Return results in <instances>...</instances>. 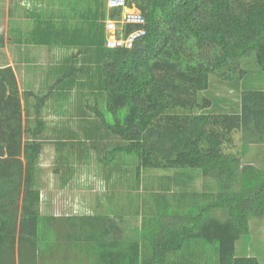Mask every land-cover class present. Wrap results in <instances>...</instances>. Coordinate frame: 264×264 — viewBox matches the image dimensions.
Segmentation results:
<instances>
[{
  "label": "trees",
  "instance_id": "1",
  "mask_svg": "<svg viewBox=\"0 0 264 264\" xmlns=\"http://www.w3.org/2000/svg\"><path fill=\"white\" fill-rule=\"evenodd\" d=\"M23 1L32 6L24 13L34 17L27 44L77 51L59 74L52 73L58 77L48 93H29L35 102L24 106L14 70L0 68V264L71 259L68 245L66 252L59 250L60 222L72 230L74 222L81 225L82 235L73 231L66 239L73 250L82 240L95 241L87 252L91 264H174L173 253L198 241L217 245L218 264H260L254 256H238L236 244L250 235L251 221L264 219V167L244 163L226 149L235 133L246 145L264 146V90L242 91L233 112L217 114L211 111L219 100L201 94L210 90L213 77L242 82L247 75L242 62L251 57L264 73V0H128L147 21L145 36L132 49L107 48L106 21L121 18L107 0H55L59 20L54 23L53 17L42 20L47 14L41 6L49 0ZM140 28L130 25L127 34ZM16 41L21 44V38ZM5 44L0 32V50ZM83 78L102 104L98 98L93 106L87 102L92 117L87 113L80 123L82 143L75 141L78 133L70 134V125L52 129L61 137L59 150L67 144L82 160L87 142L106 182L112 167L128 179L129 173L116 167L133 163L137 182L146 170L173 171L164 177L183 191L178 195L186 210L167 202L164 216L142 229L141 241H123L121 221L106 214L61 218L41 212L38 164L48 131L42 111L47 101L57 99L56 89L65 97L67 80L74 85ZM68 133L73 140H63ZM69 152H60L56 174L71 171L66 164L74 155ZM195 179L203 180V190L193 185ZM111 213L123 218L121 212Z\"/></svg>",
  "mask_w": 264,
  "mask_h": 264
},
{
  "label": "rangeland",
  "instance_id": "2",
  "mask_svg": "<svg viewBox=\"0 0 264 264\" xmlns=\"http://www.w3.org/2000/svg\"><path fill=\"white\" fill-rule=\"evenodd\" d=\"M23 6L26 7L23 8ZM41 7H45L47 14L42 20L50 19L51 17H53V23L59 20L57 13L59 8L55 5V0L53 2L49 0L47 6ZM25 9L32 10V6L23 0H0V32L5 36L6 40L5 48L0 50V67L4 66L3 63L7 59L10 60V58L15 64L19 63L16 78L23 106L25 102H35L32 97L28 96L30 95L29 93L32 92L39 97L48 93L49 87L54 84L58 77H53L52 73L59 74L63 63L77 51L76 48L62 51L60 48L36 47L27 44V31L34 25V17L24 13ZM18 31L23 33L22 37H19L21 38L20 45L16 43L19 38L15 36V33L17 34ZM242 67L247 71V75L239 84L226 83L213 77L210 90L201 94V96H210L219 100L212 109V113L233 112L239 104L241 93L244 90H264V73L257 65L255 57L245 59L242 62ZM35 73L36 78L32 76ZM78 81L74 85H70L69 80L66 81L68 84L66 91L64 90L65 97H60L59 93L61 94L62 90L56 89L58 92L60 91L57 99L51 98V101H47L42 111V118L48 124V131L46 133V141H44L43 153L38 164L42 185L41 212L45 215L58 217L88 215L94 212L97 215L106 214L108 216L111 211L117 214L121 212L126 222V224L124 223L126 233L130 232V239L134 238L139 241L142 237L141 229H147L149 227L148 222L152 221V218L160 220L164 216L161 213H163V207L167 202L174 209L181 204L180 200L182 198L178 194L183 191L180 192L178 188L170 187L169 182L166 181L167 178L164 176H170L173 171H166L170 174H165L166 172L163 170L143 171L142 175L144 177L142 176L139 186L138 183L140 182L135 180L136 166L133 163L127 165L122 163V165L116 167L122 168L129 173L127 174L129 180L122 176L126 175L124 172L119 173L111 166V170L114 171L109 178L111 180L106 182L107 178L101 175V170L98 168L99 164L96 163V156L89 152L90 143L87 142H85L87 148L83 147L85 156L82 160L75 154L76 148L72 149L69 145L66 146L67 144L64 147L62 146V151L59 150L57 140L59 141L61 137H59L58 132L55 133L52 129H62L70 125V128L74 131L70 132V134L78 133L75 141L78 140V143H82V133L79 130L80 123L83 118H86L87 113L91 115V112L86 109L87 102L93 106L95 99L98 98L99 105L102 104L101 96L98 95V92L91 89L87 78L84 81L81 79ZM31 116L33 120L35 116L33 110H31ZM106 118L110 122L114 120L111 117L106 116ZM31 119L28 118V121ZM65 138L66 140H73L70 138L69 133L67 137H63V140ZM226 151L240 155L244 163L255 162L258 166L264 167V146L246 145L240 133L234 134L233 145L229 148L227 147ZM60 152H64L66 155H68V152L73 153L74 156L71 157L69 155L70 161L66 164L71 171L66 172L60 168L59 175L56 174V169L59 168V159L62 158ZM102 155L103 153H100V156ZM87 158L91 159L90 162H87ZM130 172L131 175L133 173L132 176H130ZM181 179L186 181L187 178L181 177ZM193 185H198L199 189H201L203 181L195 179ZM116 188H121L122 190L115 191ZM212 190L216 192V189L212 188ZM185 191L187 192L186 189ZM159 193L167 195L158 197L157 194ZM180 206H182L183 210H186V206L183 204ZM147 212L149 216L146 218ZM176 212L178 214L179 212L182 213L180 209ZM91 216L96 215L93 214ZM110 216L115 218L117 215L111 213ZM60 221H63V219ZM128 221L129 223L127 224ZM144 222L145 225L143 227ZM60 223L62 227L58 231L62 235L59 234V250L64 249V252H66L68 250L66 245H68L69 249L74 252L73 256L81 258L77 255V249L75 251L72 249L74 246V244L71 245L72 241L69 239L70 241L67 242L66 240L70 234L74 233L73 231L77 232V234H83L80 231V223L74 222V227H76L74 230L67 223ZM250 225V235L243 236L236 244L237 255L254 256L259 260L260 264H264V219L253 220ZM87 234H90V232ZM198 242L192 246V249L183 248L181 251L173 253L174 264H218L217 245L203 241ZM141 243L144 248V243ZM93 245H95L94 241L92 242ZM45 250L48 251V247ZM45 259H47V255ZM57 264H66V261L62 256H59L57 257ZM88 264L91 263L89 262Z\"/></svg>",
  "mask_w": 264,
  "mask_h": 264
},
{
  "label": "built area",
  "instance_id": "3",
  "mask_svg": "<svg viewBox=\"0 0 264 264\" xmlns=\"http://www.w3.org/2000/svg\"><path fill=\"white\" fill-rule=\"evenodd\" d=\"M128 0H107L110 9H123L124 14L120 19H108L106 21V40L108 49L126 48L132 49L135 43L145 36L147 21L136 6H128ZM141 28L127 34L129 26Z\"/></svg>",
  "mask_w": 264,
  "mask_h": 264
},
{
  "label": "crops",
  "instance_id": "4",
  "mask_svg": "<svg viewBox=\"0 0 264 264\" xmlns=\"http://www.w3.org/2000/svg\"><path fill=\"white\" fill-rule=\"evenodd\" d=\"M40 47H42V46H40ZM3 61H5V60H3ZM2 62V61H1ZM3 65L4 66H1L0 68H3V67H7V66H9V67H11L13 70H14V72H15V74H16V76L18 75L17 74V68H18V65H19V63H17V64H15L14 62H13V60L10 58V60L9 59H7L4 63H3ZM37 73V72H36ZM36 73H35V75H32V76H35V78H36ZM25 78H26V76H25ZM202 180V179H201ZM203 181V180H202ZM121 188H116L115 189V191H118V190H120ZM122 190V189H121ZM200 190H202V187H201V189ZM104 193V192H103ZM100 194V193H99ZM93 214H95V215H97L96 214V212H94V213H91V214H88V215H93ZM88 215H85V216H88ZM55 216V215H54ZM84 216V215H83ZM109 217H111L110 216V214L108 215ZM58 217V216H57ZM92 217V216H91ZM61 218H66V217H61ZM112 218V217H111ZM125 218H122L121 220L118 218L117 219V217H115V220L117 221V222H120L121 221V228H122V233L119 235V237L123 240V241H129V240H136V239H134V238H131L130 239V237H131V235H130V232H128V233H126V231H125V225H124V223L126 224V222H125V220H124ZM129 223V221L127 222V224ZM143 229V228H142ZM141 229V230H142ZM141 232V231H140ZM77 233V232H76ZM78 235H80V234H78ZM88 240H89V244L86 242L87 240H82L81 242H80V244H78V243H76L75 244V247H74V249H77V255H79L81 258H75L74 256H73V254H71L72 256H71V259H68L67 261H66V264H73V262L75 261V263L74 264H88L89 262L91 263V258L89 257V255L87 254V252L89 251H93V248H92V242L94 241V240H92V238H87ZM139 241H141V239H139ZM94 243H95V241H94ZM78 244V245H77ZM84 247V248H83ZM82 248V249H81ZM75 251V250H74ZM82 251H84V253L82 252ZM89 261V262H88ZM51 264H57V259L55 260V261H52L51 262Z\"/></svg>",
  "mask_w": 264,
  "mask_h": 264
},
{
  "label": "bare ground",
  "instance_id": "5",
  "mask_svg": "<svg viewBox=\"0 0 264 264\" xmlns=\"http://www.w3.org/2000/svg\"><path fill=\"white\" fill-rule=\"evenodd\" d=\"M119 11H120V15L124 14L123 9H119Z\"/></svg>",
  "mask_w": 264,
  "mask_h": 264
},
{
  "label": "clouds",
  "instance_id": "6",
  "mask_svg": "<svg viewBox=\"0 0 264 264\" xmlns=\"http://www.w3.org/2000/svg\"><path fill=\"white\" fill-rule=\"evenodd\" d=\"M127 5H128V1H127ZM128 6H129V5H128ZM132 6H133V5H132ZM132 6H131V7H132Z\"/></svg>",
  "mask_w": 264,
  "mask_h": 264
}]
</instances>
